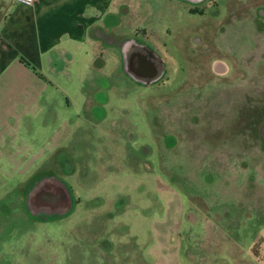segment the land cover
Here are the masks:
<instances>
[{
  "label": "rangeland",
  "instance_id": "rangeland-1",
  "mask_svg": "<svg viewBox=\"0 0 264 264\" xmlns=\"http://www.w3.org/2000/svg\"><path fill=\"white\" fill-rule=\"evenodd\" d=\"M192 7L207 15L169 19L182 26L163 77L116 72L124 113L82 130L64 167L28 165L61 178L69 212H35L30 181L11 180L0 264H262L264 0Z\"/></svg>",
  "mask_w": 264,
  "mask_h": 264
},
{
  "label": "crops",
  "instance_id": "crops-1",
  "mask_svg": "<svg viewBox=\"0 0 264 264\" xmlns=\"http://www.w3.org/2000/svg\"><path fill=\"white\" fill-rule=\"evenodd\" d=\"M207 2L0 0V196L15 191L11 180L24 179L29 208L69 212L73 199L61 178L52 168L32 175L28 165L64 167L69 142L75 145L82 130L90 133L101 120L112 125L110 114L124 113V104L111 102L124 101V80L115 73L137 83L163 77L174 58L170 36L182 26L175 30L169 19L206 16L207 7L189 8Z\"/></svg>",
  "mask_w": 264,
  "mask_h": 264
},
{
  "label": "built area",
  "instance_id": "built-area-1",
  "mask_svg": "<svg viewBox=\"0 0 264 264\" xmlns=\"http://www.w3.org/2000/svg\"><path fill=\"white\" fill-rule=\"evenodd\" d=\"M15 1L25 5H29L33 2V0H15Z\"/></svg>",
  "mask_w": 264,
  "mask_h": 264
},
{
  "label": "trees",
  "instance_id": "trees-1",
  "mask_svg": "<svg viewBox=\"0 0 264 264\" xmlns=\"http://www.w3.org/2000/svg\"><path fill=\"white\" fill-rule=\"evenodd\" d=\"M198 10H200V9H197V8H195V7H192L191 9H190V11H192V12H196V11H198ZM22 58V60L24 61V62H26L27 64H29V62L25 59V58H23V57H21Z\"/></svg>",
  "mask_w": 264,
  "mask_h": 264
}]
</instances>
